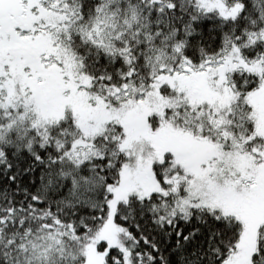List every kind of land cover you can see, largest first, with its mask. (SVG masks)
Instances as JSON below:
<instances>
[{
    "label": "snow or ice",
    "instance_id": "snow-or-ice-1",
    "mask_svg": "<svg viewBox=\"0 0 264 264\" xmlns=\"http://www.w3.org/2000/svg\"><path fill=\"white\" fill-rule=\"evenodd\" d=\"M0 264H264V0H0Z\"/></svg>",
    "mask_w": 264,
    "mask_h": 264
}]
</instances>
